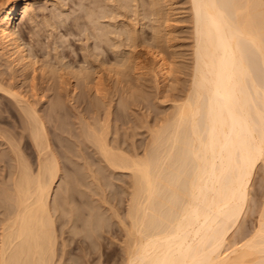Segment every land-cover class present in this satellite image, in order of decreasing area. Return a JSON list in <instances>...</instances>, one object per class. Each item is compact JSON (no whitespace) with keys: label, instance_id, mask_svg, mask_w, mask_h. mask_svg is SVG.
Masks as SVG:
<instances>
[{"label":"bare ground","instance_id":"6f19581e","mask_svg":"<svg viewBox=\"0 0 264 264\" xmlns=\"http://www.w3.org/2000/svg\"><path fill=\"white\" fill-rule=\"evenodd\" d=\"M125 2L127 1L123 0V5L127 4L129 7L131 2ZM188 2L193 24L190 86L188 92L180 96L181 99L178 98L180 102L174 100L175 111L165 118L162 125L159 124L158 129L151 131L150 143L143 151H139L136 146L125 148L124 142L118 141V137L110 138L112 124L115 123V118L111 119V112L93 121L88 119L91 122H85L81 117L82 131L72 134L76 137V141L73 140L76 147L57 145L47 125L53 121L57 128L58 115L63 111L60 97L57 96L48 115L38 109L26 94L23 95L24 92L15 90L16 87L18 89L17 85L15 89H6L7 85L3 86L0 82V91L13 99L18 105L19 114L25 118L30 140L26 144H31L36 154L34 165L24 155L20 143L17 144L12 138L8 139L0 133V137L9 146L14 162L13 167L10 166L12 170L0 186V264H61L66 242H61L62 255L59 257V238L65 232L64 227L71 224L72 239L77 243H87L90 240L96 241L103 236L102 233L112 231V220H116L125 232L121 259L125 264H264V200L256 202L260 209L256 211L258 214L252 230L243 227L253 177L261 166L264 168V0ZM154 7L156 5L153 3L152 8ZM32 8L34 9L32 0H0V53L7 55V58L13 57L12 66H23L25 71L32 70L34 66V61L21 40V34L26 29L25 20L30 16ZM153 12L155 13L154 10ZM94 22L97 21L93 20L92 23ZM97 24L95 26H100ZM101 26L104 27L103 33L106 31L107 34H114L113 30L107 31L111 30L107 29V25ZM132 31L127 32L128 39L134 38L131 33L136 30ZM124 33L126 34L125 31ZM103 36L104 42L111 37ZM154 38L160 39L159 36L156 37V33ZM145 40L142 42L149 41ZM145 49L147 51L143 53L152 60L157 69L155 71L166 81L172 74L171 63L154 42L149 43ZM141 56L143 55L136 57V60L134 55L136 61L130 57L132 64L136 62L135 69L140 65L144 67V61L148 59L143 56V61ZM9 61L8 59L7 62ZM11 62L8 64L11 65ZM71 69L65 74H71L70 81L66 83H70L71 96H74L77 87L71 80H81L77 74L83 72L76 71L75 74ZM139 69L140 67L137 70ZM89 72L92 71H88V74ZM115 72L117 74V69ZM88 74H84L87 75L86 80H90L89 84L94 83L95 78L92 80L91 76L90 79ZM118 74L121 75L120 72ZM98 80L96 83L101 82ZM97 95L95 94L96 97ZM128 102L122 104L123 108L125 105L129 106ZM100 106L106 109L105 106ZM96 109L98 108L95 111ZM97 112L99 114L100 110ZM105 112L107 109L102 115ZM87 118H90L89 114ZM115 133L118 136V132ZM88 149L93 150L97 156H91L92 153L89 155ZM5 156L0 149V163ZM96 160L101 165L94 169ZM106 171L112 175L127 173L130 177L129 191L127 199L125 198L128 206L124 215L117 208L121 198L117 194L109 198L107 194L106 188L110 183ZM89 179L91 181L87 184L86 180ZM90 186H95L92 194L99 198L87 203L89 214L86 218L82 199H78L75 192H78L79 187L89 189ZM82 194L81 197H84L85 193ZM58 220L63 227H60L61 230L57 226ZM237 232L240 240L234 244L230 237Z\"/></svg>","mask_w":264,"mask_h":264},{"label":"rangeland","instance_id":"374dc122","mask_svg":"<svg viewBox=\"0 0 264 264\" xmlns=\"http://www.w3.org/2000/svg\"><path fill=\"white\" fill-rule=\"evenodd\" d=\"M4 1L5 0H2V2ZM125 1H127L128 3L131 2L130 4H128L129 7H127V4L123 5V0H115V1L113 0H32L34 9L33 8L31 9L30 16L27 17V19L25 20L26 29H24V31L22 32L23 34H21L22 35L21 40H22V43H25L23 44L24 49L29 55H31V58L34 61L33 67L35 69L32 67V70L29 69V70H26L27 71L26 72L23 66L20 67V65L18 66L17 64L16 65L13 64L12 66L11 59L13 57L10 58L8 56L9 58H7V55H2L0 53L2 57L4 56L3 58L0 57V65H1L0 67L2 68L4 66L2 69L0 68V71L3 70L2 71L3 73L0 72V82L3 86L7 85L6 87L8 88L5 87L6 89H10V88L15 89L14 87H16L17 85L18 89L16 87L15 90H18V91L20 90L22 93L24 92L23 95L26 94L27 98H29V100L35 106L37 105L38 109L42 110L46 114L51 112L50 107L52 106L54 102H56L55 100L57 96L60 97L59 99L62 100V104H63L62 110L63 111L62 113H60V115H58L57 128H55L56 126H54L55 124L53 123V121L48 123L47 125L48 131L52 135L54 142L55 143L57 142L56 143L57 145L63 144L64 147L66 148H71V147L74 148L75 144L73 143L74 141H76L74 140V138L76 139V137L72 136V134H75V133L78 134L80 131H82L80 128L83 126V125H80L81 117H83L82 120H85V122L86 121L89 122L90 120L93 121V119L95 118L97 119L102 118L103 116L107 115L106 113L109 114L111 112L112 113L111 119L115 118L113 121L116 124L112 122L113 131L111 129V133H110V135L112 134L111 135L112 137L110 136L109 137L112 139L119 138L118 141L121 140L122 141V142L120 141L121 143L124 142L123 145L125 146V148L136 146V148H138L139 151H143L144 147L146 148L148 146L147 144L150 143L151 131L158 129L160 127L159 124L162 125L163 121L166 120L165 118H167L169 115H171L175 111L174 106L176 102L179 101L178 98L181 99L184 93L186 91L188 92L190 81H191V70H192L191 66L193 62L192 61L193 60L192 59V52H193L192 50V47H193L192 25L193 24L191 22L192 21L191 10H190V5H189L188 0H169V1L168 0H155L156 3L153 2V0H125ZM170 1H172V3ZM153 3H154V6L156 5L154 9L152 8ZM98 7H100V9ZM115 7L117 11L115 10ZM123 7H126V8H123ZM152 9L155 11V13L153 12L154 15H152L153 14ZM104 10H106L107 12L106 11L104 12ZM130 10L131 12H129ZM110 13H112L113 15L112 14L110 15ZM86 16L88 19L86 18ZM89 16H90V19H89ZM96 17L98 18L99 21L97 20ZM110 18L111 20H109ZM93 20L99 22V24H97V22L92 23ZM113 22L115 24H113ZM96 24L100 25L98 26L99 28L95 26ZM101 24L103 26L107 25L106 26L107 29L111 28V30L108 29L107 31L112 32L113 30V33L115 35L112 33H111L112 35L109 33L107 34L106 31H105L106 34L105 32L103 33L104 27H102ZM127 24L130 25L131 27L128 26ZM100 27H102V30ZM83 28H85V30ZM125 28L126 29L131 28V29L126 30ZM155 29L157 30V32H155ZM132 30L133 31L136 30L134 32H137V33H134ZM124 31L126 32V34L124 33ZM129 31L133 32L131 33L132 34L131 36L134 35L133 36L134 38L131 37V39H128ZM34 32L36 33L34 34ZM62 32L64 33L62 34ZM102 33L106 36L107 35L111 36L108 38L106 37L107 40L109 41L104 42L105 36H103ZM155 33H156V37L157 36L160 37L159 40L154 38ZM94 35L98 39H95L96 37L94 38L93 37ZM60 37L62 38L59 39ZM114 37L115 39H113ZM138 38L139 40H137ZM142 38L146 39L145 41L149 40L147 41L149 43L154 42L155 44H157L159 50H161L164 53V55L167 57L168 62L171 63L170 65H171L172 74L168 79H166V81L163 79L161 75L158 74V71L157 72L155 71L157 69H155L156 68L155 65L153 66L152 60H150V58L147 56L146 53H143L147 51V49L145 48H147L149 43L146 44L147 42L145 43L142 42L144 40V39L141 40ZM135 39L137 40L136 41L137 43L134 42ZM65 40H67L66 43H65ZM96 40H98L97 43H96ZM31 43H33V45ZM63 43L65 44L63 45ZM141 43H144V45L146 44L145 45L146 47L142 45ZM118 47L119 49H117ZM93 49H96V50L94 51ZM131 52L133 53L131 54ZM128 55H131V56H128ZM134 55H135V58L139 57L140 55L147 56L148 59H146V57L144 56V58L147 61L146 60L144 61L143 56H141L142 58L141 60L145 62V63L142 62L144 63L143 66L145 68L142 67V65H140L139 70H137L139 67L135 69L136 65L134 66V64L136 62L132 64L133 63L132 59L130 60V57L133 58ZM125 57L128 60L124 59ZM6 59L7 60L9 59L10 61L7 62ZM121 60H123V62ZM136 60L133 58V61H136ZM10 62H11V65H9ZM128 62H131V64ZM117 65L118 66L120 65V66L118 67ZM126 65L130 68L126 67ZM71 66H72V69L70 68ZM114 66L116 68H114ZM64 67H66L65 70L63 69ZM122 67L123 69H121ZM47 69L48 71H46ZM70 69H71V72L73 71L72 73L75 72V74H77V72L79 73V71L83 72L81 74L80 73L77 74L80 76L81 80L78 78L79 76L77 75L76 77L79 80H76L74 78L71 80L73 85L77 87L76 88L77 93L75 92L76 96L75 95L71 96L70 87H69L70 83H66L70 81L69 77L71 76H69L70 73L68 75L65 73H67V71H70ZM116 69H117V74L115 72ZM88 71H92L91 73L89 72L90 74L89 77L91 79V76H93L92 80H94L95 78V81H93L95 84L94 83L89 84L90 82L88 83V81L90 80L89 79L86 80L85 76L87 77V75H84V74H88ZM119 72L121 73V75L118 74ZM54 73L56 77L54 76ZM59 73L61 74L59 75ZM49 74H52V75H49ZM156 74L159 76H157ZM35 75L36 77H34ZM96 79L97 80L99 79L98 81H101V82L96 83L97 81ZM7 82H9V84ZM98 83H102V84L98 85ZM89 85H90L89 87L90 90H88ZM91 87H94V88L97 87L98 90L96 88L95 90L92 88L93 89L92 90ZM26 89L28 92L26 91ZM99 89H101L100 92H99ZM84 90L85 91L87 90V91L85 92ZM92 91L95 92V94L99 95L100 93L101 95L99 96L97 95L96 97ZM88 94H90L91 96H88ZM6 96L8 95L0 91V108H1L0 109V133L4 134L8 139L12 138L15 143L17 144L20 143L21 148L23 149L24 155L27 158H29L32 164L35 165L36 154L33 150V147L31 144H26V141L30 143V140L28 136V131L26 130L27 126H26V121L24 120L25 118L19 114L18 105L13 101V99L10 96L8 97ZM102 98L103 99L106 98V99L103 100ZM94 101L95 102L98 101V102L95 103ZM127 102L129 106L125 105L126 107L127 106L128 107L124 111V108L126 107L123 108L122 104L127 103ZM95 105L96 107H94ZM98 105L99 106L102 105V107L105 106V108L107 109V112H105L104 115L102 114L106 109L104 110V108H100L101 106L99 107ZM95 108H98L96 110L97 111L100 110L101 113L99 112L98 114V112L95 111ZM110 109L112 111H110ZM122 110L123 112H121ZM117 113H119L120 115ZM88 114L90 118H87ZM117 118L118 119L120 118L119 119L120 121ZM88 119L90 120L88 121ZM85 122L82 121V123H85ZM114 124L116 126H114ZM58 125H60V128ZM117 127H118V130H117ZM76 131H78V133ZM115 132H118V136H117V133ZM113 136L118 137V138H114ZM0 149L3 150L4 153L6 154L5 156L6 158H4V161L0 163L1 165L0 166V181H1L0 186H1V184L4 181V178H6L9 175L10 171L12 170L11 167H13L14 162L10 154L9 146L7 145V143L5 144V141L1 137H0ZM90 149H88L89 151L87 150V152L90 153L88 154L91 155L92 153L91 156L93 155L95 156L96 154L92 152L93 150H90ZM96 158L98 159V157ZM94 164H95L94 169H97L101 165L98 160H96V163ZM262 167L263 166H261L256 171L253 177L251 188H250V197H249L250 200L248 201L249 203H247L248 206L246 205L245 207L246 214L244 215V220H243L244 223L242 222L243 227L245 226L251 230H252V225L256 222L255 220L258 214L257 212L260 209L258 206H256L257 204L256 202H259V201L263 202L264 200V168ZM105 174L108 177L107 178L108 183H110L109 187L106 188L107 194L109 195V198H111L113 194H117V197L121 198L120 203L117 204V208L119 209L120 214L124 215L125 212L127 211V206H128L126 199H127V191H129L130 177L128 176L127 173L126 174L113 173L112 175V173L106 171ZM90 181H91L90 179L88 181L86 180V183L89 184ZM90 187L92 189L91 188L87 189L86 187H79L78 192H75V196L78 199H82V209L84 213H87L85 214V217L89 214V207L87 203H92L93 201H95V199L99 198L98 196H95V195L93 196L92 194L93 192L92 190L95 189V186L93 187L90 186ZM80 193L81 194L85 193L84 195L82 194L84 197H81ZM111 225H113V230L108 231L105 234L102 233L103 236H100L99 239H97L96 241L90 240V241H87V243L85 242L77 243L76 240L72 239L73 226L69 224V227L67 226V228L66 227L63 228L61 225V221L59 222L58 220L57 226L59 227L60 230H61L60 227H62L63 231H65L64 233H62V237L59 238V243L61 246V248L59 246V251H58L59 257L62 255V250H61L62 243L63 241L66 242V247H65L66 250L64 251L65 256H63L64 258L61 264H125L121 260L122 254H123L122 253L123 252L122 250L123 242L122 241L125 239L124 238L125 232L123 228L121 227V225L116 220H112ZM79 231L81 232V229H79ZM82 234H85V232H82ZM69 237L70 239H72L71 241H69L70 240ZM65 239L68 240L69 242H67ZM239 240H240L239 232H237L232 237H230V241H232V243L234 244L239 242Z\"/></svg>","mask_w":264,"mask_h":264}]
</instances>
